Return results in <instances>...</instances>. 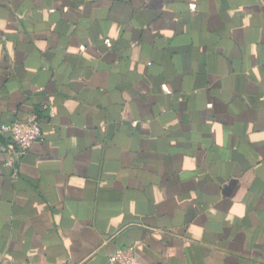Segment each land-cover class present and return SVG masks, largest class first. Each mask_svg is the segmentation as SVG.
<instances>
[{"label":"crops","instance_id":"crops-1","mask_svg":"<svg viewBox=\"0 0 264 264\" xmlns=\"http://www.w3.org/2000/svg\"><path fill=\"white\" fill-rule=\"evenodd\" d=\"M33 112L0 264H264V0H0V123Z\"/></svg>","mask_w":264,"mask_h":264},{"label":"built area","instance_id":"built-area-1","mask_svg":"<svg viewBox=\"0 0 264 264\" xmlns=\"http://www.w3.org/2000/svg\"><path fill=\"white\" fill-rule=\"evenodd\" d=\"M48 110L47 106L42 107ZM49 115L52 114L49 112ZM41 115L31 113L25 120L12 123H0V136L8 134L9 140L3 144L6 155L5 165L12 170V176L17 173L21 158L29 151L31 146L41 139ZM27 264H37L29 262ZM108 264H139L134 245L118 247L108 256Z\"/></svg>","mask_w":264,"mask_h":264}]
</instances>
